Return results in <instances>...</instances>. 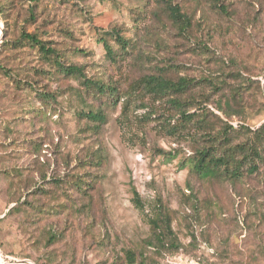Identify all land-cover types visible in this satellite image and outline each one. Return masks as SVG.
<instances>
[{
  "label": "rangeland",
  "instance_id": "1",
  "mask_svg": "<svg viewBox=\"0 0 264 264\" xmlns=\"http://www.w3.org/2000/svg\"><path fill=\"white\" fill-rule=\"evenodd\" d=\"M172 3L184 30L162 0H0V264H264V165L237 180L193 168L264 123V0ZM147 75L194 81L191 121L142 95ZM98 106L94 134L80 114Z\"/></svg>",
  "mask_w": 264,
  "mask_h": 264
},
{
  "label": "trees",
  "instance_id": "2",
  "mask_svg": "<svg viewBox=\"0 0 264 264\" xmlns=\"http://www.w3.org/2000/svg\"><path fill=\"white\" fill-rule=\"evenodd\" d=\"M165 7L172 18L173 22L181 24L184 29L189 26L187 17L181 13L179 7L172 3V0H162ZM220 10V7H219ZM114 37L117 44L121 47L122 51H126L128 43L118 34L117 31L110 33ZM19 41H26L30 45L37 47L39 52L44 54L46 57L53 56L55 51L51 48H47L46 45L41 41L36 34H29L22 32ZM5 43L2 42V45ZM106 55L108 58H113L114 53L112 47L106 42L105 39H101ZM0 71L4 69L0 66ZM63 71L68 74L80 75V68L75 66L64 67ZM83 85L85 89L91 93V91L104 93L107 91L101 82L86 79L84 77ZM142 84L143 96L150 98L156 102H165L172 108L178 111L180 118L185 121H191V114L186 113L185 109H182L181 95L186 93L193 85L194 81L186 78H178L176 80L169 79L163 75H147L140 79ZM115 91V89H112ZM145 103L140 102L139 108L143 109L146 107ZM154 114V113H152ZM151 114V115H152ZM80 118L86 120L88 124V131L96 134L100 129L101 125L106 121V114L102 110L101 106L96 109H88L86 112L80 114ZM247 138L243 144L234 145L231 147L224 146L222 151L218 153V148H206L199 151L193 165L194 172L201 178H210L217 176L229 175L233 180L239 179L240 176L246 174L248 176L258 175L261 166L264 165V123H262L257 129L250 130ZM101 151L99 145L98 149L93 152L90 160H93L96 164L100 162V156L98 155ZM75 190L85 191L83 185L90 187L93 183H87L79 178V175H75V179L70 180ZM135 206H139L137 193L133 191ZM160 239V238H159ZM150 248L156 250L155 245L149 241ZM125 259L129 264H136L135 256L132 254H126ZM138 264H143L141 261Z\"/></svg>",
  "mask_w": 264,
  "mask_h": 264
},
{
  "label": "water",
  "instance_id": "3",
  "mask_svg": "<svg viewBox=\"0 0 264 264\" xmlns=\"http://www.w3.org/2000/svg\"><path fill=\"white\" fill-rule=\"evenodd\" d=\"M263 90H264V81H263Z\"/></svg>",
  "mask_w": 264,
  "mask_h": 264
}]
</instances>
